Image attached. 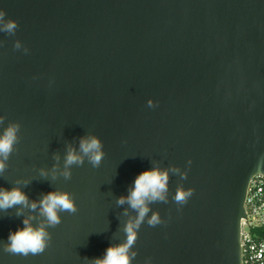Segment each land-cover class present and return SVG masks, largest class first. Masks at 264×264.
<instances>
[{"label":"water","instance_id":"95a60500","mask_svg":"<svg viewBox=\"0 0 264 264\" xmlns=\"http://www.w3.org/2000/svg\"><path fill=\"white\" fill-rule=\"evenodd\" d=\"M0 10L18 25L0 31V133L20 124L0 187L28 181L30 201L62 191L77 206L55 227L39 208L0 210V264H92L126 239L137 213L117 200L151 168L168 172L166 200L149 203L131 264H240L246 186L264 175V0H0ZM91 135L100 165L85 157L65 179L69 147L79 153ZM178 188L192 190L184 203ZM26 217L45 225V250L5 251Z\"/></svg>","mask_w":264,"mask_h":264},{"label":"clouds","instance_id":"9594fccd","mask_svg":"<svg viewBox=\"0 0 264 264\" xmlns=\"http://www.w3.org/2000/svg\"><path fill=\"white\" fill-rule=\"evenodd\" d=\"M5 15V12L0 10V31L12 34L18 26L17 22L13 19L6 20ZM16 47H19V43L16 44ZM148 105L152 106L151 100L148 101ZM3 123L4 117L0 116V125ZM19 130L20 124L12 122L0 133V174L4 173L7 167L5 162L8 161L14 146L19 141ZM104 155L102 141L97 136L82 137L79 141V153L72 147H69L67 151L63 176L65 179H69L71 177L70 166L82 165L85 157L88 158L93 167H98ZM173 171L178 170L173 169ZM42 174H45L43 170ZM168 179L167 170L161 171L159 168L144 170L135 178L127 195H121L117 200L119 205L127 203L137 213L136 217L129 219L124 226L126 239L121 243L110 245L102 257L92 259V264H131L136 253L131 252L130 254V249L136 242L140 225L150 211L149 203L166 200ZM21 183L27 186L28 181H17L11 189L0 187V210L7 211L15 207L17 209L15 214L21 216L24 208L31 211H36L39 208L40 215L45 217L47 226L50 227H55L61 223L59 212L75 213L77 211L76 203L70 193L51 191L43 195L39 201H30L28 195L19 186ZM191 194V189L185 191L183 188H178L175 201L184 203ZM125 214H127V210H125ZM32 219V217L24 218L23 227L9 233L5 251L27 256L29 253L40 254L45 250L51 238L50 234L45 230L43 223L34 226L31 222ZM147 223L150 226L160 224L159 214L153 212Z\"/></svg>","mask_w":264,"mask_h":264},{"label":"built area","instance_id":"2783aa9c","mask_svg":"<svg viewBox=\"0 0 264 264\" xmlns=\"http://www.w3.org/2000/svg\"><path fill=\"white\" fill-rule=\"evenodd\" d=\"M239 221L240 264H264V175L252 176L243 199Z\"/></svg>","mask_w":264,"mask_h":264}]
</instances>
